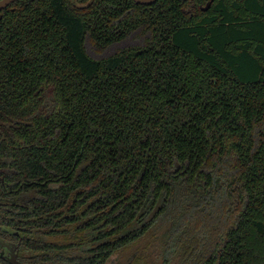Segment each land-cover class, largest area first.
Listing matches in <instances>:
<instances>
[{"label":"trees","instance_id":"trees-1","mask_svg":"<svg viewBox=\"0 0 264 264\" xmlns=\"http://www.w3.org/2000/svg\"><path fill=\"white\" fill-rule=\"evenodd\" d=\"M207 1L1 10L0 216L45 258L167 218L165 264H264V0Z\"/></svg>","mask_w":264,"mask_h":264},{"label":"flooded vegetation","instance_id":"flooded-vegetation-1","mask_svg":"<svg viewBox=\"0 0 264 264\" xmlns=\"http://www.w3.org/2000/svg\"><path fill=\"white\" fill-rule=\"evenodd\" d=\"M189 5L194 6L192 2ZM24 236V231L14 227L7 217L0 218V264H66L45 258L43 252L30 246Z\"/></svg>","mask_w":264,"mask_h":264},{"label":"rangeland","instance_id":"rangeland-1","mask_svg":"<svg viewBox=\"0 0 264 264\" xmlns=\"http://www.w3.org/2000/svg\"><path fill=\"white\" fill-rule=\"evenodd\" d=\"M169 227V219H162L156 223L154 229L148 233L137 244H133L131 247L125 250L119 251L113 254L105 264H165L160 256L156 257V253L160 252L157 245L160 244L161 235ZM148 248V251L146 248ZM144 257L136 258V255L143 253ZM153 251L154 253H150ZM168 264H176L175 261H170Z\"/></svg>","mask_w":264,"mask_h":264},{"label":"water","instance_id":"water-1","mask_svg":"<svg viewBox=\"0 0 264 264\" xmlns=\"http://www.w3.org/2000/svg\"><path fill=\"white\" fill-rule=\"evenodd\" d=\"M13 1L15 0H0V12L3 8L8 6ZM134 1L140 4H150V3H153L155 0H134ZM211 2L212 0L207 1L206 5L202 7V9L206 10L210 6ZM0 18H1V13H0Z\"/></svg>","mask_w":264,"mask_h":264}]
</instances>
